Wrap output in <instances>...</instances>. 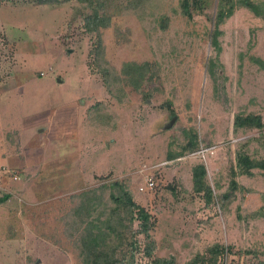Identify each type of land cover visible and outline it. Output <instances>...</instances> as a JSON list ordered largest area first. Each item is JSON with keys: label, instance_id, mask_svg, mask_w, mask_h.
<instances>
[{"label": "rangeland", "instance_id": "rangeland-1", "mask_svg": "<svg viewBox=\"0 0 264 264\" xmlns=\"http://www.w3.org/2000/svg\"><path fill=\"white\" fill-rule=\"evenodd\" d=\"M216 1L195 0L187 16L179 0H147L144 11L122 9L119 0H0V192L10 193L0 204V264H79L72 209L82 191L116 179L151 213L155 255L188 264L220 242L227 249L215 263L198 258L192 264L256 261L254 250L264 249V171L237 174L242 187L223 204L206 203L192 187L191 168L202 162L213 191L224 190L241 143L251 157H264V128L233 127L239 111L264 120V68L251 59L264 60V16L236 7L220 24L217 51L210 43ZM96 2L97 12L110 13L100 42L84 30L79 12L92 11ZM209 57L217 63L214 78L206 69ZM124 61H148L151 78L139 89L117 80ZM97 62L113 74L111 91ZM89 93L101 99L92 105L106 126L104 171L93 183L60 187V196L37 194L52 185L33 184L30 177L46 168L35 165L36 139L19 135L23 128L16 124L23 115L31 120L36 107ZM183 129L197 144L169 158L186 143ZM46 131L35 135L40 140ZM136 236L142 243L143 234ZM135 260L147 257L139 252Z\"/></svg>", "mask_w": 264, "mask_h": 264}, {"label": "trees", "instance_id": "trees-1", "mask_svg": "<svg viewBox=\"0 0 264 264\" xmlns=\"http://www.w3.org/2000/svg\"><path fill=\"white\" fill-rule=\"evenodd\" d=\"M39 2H50L52 0H38ZM122 9H137L144 11L147 8V0H119ZM89 2V1H88ZM195 0H179V10L182 14L189 16L191 6ZM101 3L93 5V10L88 12L79 10L84 30L93 35L97 42H100L101 28L106 27L110 21V13L97 12V7ZM244 6L255 15L264 16V2L260 0H217L216 9L213 13V26L210 31V43L219 51L221 49L219 36L222 33L220 24L226 17L230 16L236 7ZM165 26L168 17H161ZM258 65L264 68V60L257 56H251ZM215 58L209 57L206 69L209 74L215 77ZM97 68L103 75V82L111 91L113 74L105 63L97 62ZM152 69L148 61H124L119 72L116 73L117 80L120 76L133 88L139 89L145 79L151 78ZM112 75V77H111ZM146 95L143 91L142 94ZM95 107V106H94ZM95 109V108H94ZM95 111V110H94ZM95 124L102 122L103 116L99 113L89 114ZM233 127H255L264 128V120L260 113L237 112L233 117ZM188 129H183L186 143L182 145L179 152H168V157L172 158L185 150H193L197 144L196 135L189 134ZM263 132V131H262ZM261 136L264 141V132ZM259 135V137H260ZM245 143H241L235 151L234 164L230 168V178L227 187L218 192H214L210 184L206 181V168L202 162L195 163L192 168V187L195 191L201 192L206 203L219 201L223 204L234 195L235 190L242 186L236 180V175L252 174L253 168L264 171V157L254 158L242 148ZM10 196L9 192H0V204ZM78 204L72 209L74 219L72 224L77 230V247L79 264H176L175 258L170 256H159L154 254L155 240L151 235L152 226L151 213L149 210L136 202L130 190L120 180L110 181L101 185L88 188L79 195ZM136 222L137 228H134ZM143 234L141 243L136 234ZM227 246L220 242L208 245L204 253H197L188 261V264L197 262L200 258L209 263H215L216 259L226 251ZM255 251L256 261L249 259L245 264H264V259L257 257L260 253L264 255V249ZM142 253L147 257V261L137 262L136 255ZM245 252H252L250 248Z\"/></svg>", "mask_w": 264, "mask_h": 264}, {"label": "crops", "instance_id": "crops-1", "mask_svg": "<svg viewBox=\"0 0 264 264\" xmlns=\"http://www.w3.org/2000/svg\"><path fill=\"white\" fill-rule=\"evenodd\" d=\"M83 95L79 94L69 100L61 98L53 107L49 105L37 108L34 105L32 108L36 107V112L31 115V120L28 118L30 115H23L20 119L22 123L13 121L17 123L16 126L20 124L23 128L19 135L23 132L29 136L33 135V139H36L37 143L31 145L37 153L36 160H39L35 165L42 164L46 168L35 172L30 177L33 179V184L52 185L48 189L47 187L36 189L37 194L40 193L38 191H41V195L47 192L51 194L54 191L59 195L60 193L57 192L66 188L67 184H74L76 181L81 183L83 179L88 183H93L95 177L104 171L106 126L99 121L98 124L90 122L89 114L91 113L88 114V112L89 109L94 110L92 104L97 98L93 99L90 96L91 93L87 94L86 98H82ZM41 111L45 113L38 116ZM92 114L97 113L94 111ZM10 124L13 125V123ZM44 128L47 131L39 140L35 132L40 130L41 134ZM17 141L20 142L21 139ZM75 153L77 158L74 156ZM28 183L30 181H26V184Z\"/></svg>", "mask_w": 264, "mask_h": 264}, {"label": "built area", "instance_id": "built-area-1", "mask_svg": "<svg viewBox=\"0 0 264 264\" xmlns=\"http://www.w3.org/2000/svg\"><path fill=\"white\" fill-rule=\"evenodd\" d=\"M201 151H203V150H201ZM197 152H198V151H191L190 153H188V155L191 156L192 154H194V156H195V155H197ZM199 152H200V151H199ZM145 183H146V185H147L148 188H151L152 185L154 184V181H153V179H152L151 177H148V178L145 180ZM139 188L142 189L143 186H140Z\"/></svg>", "mask_w": 264, "mask_h": 264}]
</instances>
